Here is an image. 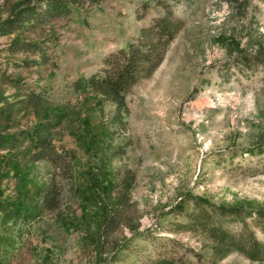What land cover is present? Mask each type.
Returning a JSON list of instances; mask_svg holds the SVG:
<instances>
[{
  "label": "rangeland",
  "instance_id": "rangeland-1",
  "mask_svg": "<svg viewBox=\"0 0 264 264\" xmlns=\"http://www.w3.org/2000/svg\"><path fill=\"white\" fill-rule=\"evenodd\" d=\"M17 1L0 0V19ZM166 14L179 28L126 107L99 108L95 95L70 87ZM14 39L43 42L48 61L12 51ZM2 73L48 88L53 104L40 117L58 121L53 140L77 162L72 180L56 178L50 206L42 202L49 163L28 162L22 147L0 150V264H264V0L85 2L68 17L0 34ZM13 91L0 78V92ZM33 109H5L7 128L32 125ZM126 178L130 200L100 236L98 256L90 230ZM213 225L259 241L262 257L234 246L220 255Z\"/></svg>",
  "mask_w": 264,
  "mask_h": 264
},
{
  "label": "trees",
  "instance_id": "trees-1",
  "mask_svg": "<svg viewBox=\"0 0 264 264\" xmlns=\"http://www.w3.org/2000/svg\"><path fill=\"white\" fill-rule=\"evenodd\" d=\"M98 1L18 0L7 15L0 19V34L10 33L27 25L42 24L55 18L68 17L74 6ZM178 28L179 21L168 14L153 19L151 24L139 29L135 40L105 54L98 70L88 75L77 76L70 81V87L76 92L95 95L99 108H102L104 101H110L117 109L126 107L128 90L138 79L148 76L158 66L164 57L168 43ZM9 45L12 51L20 50L34 54L35 58L31 63L42 64L49 59L43 42L14 39ZM0 78L14 89L12 98L0 92V150L16 151L22 147V154L28 162L45 161L49 163L53 172L43 185L42 202L55 206L60 194L56 178L60 176L72 180L75 177L77 161L72 149L59 148L53 140L50 131L58 121L47 119L49 117H40L41 113L53 104V94L46 87L32 88L18 77L2 73ZM16 105L31 106L34 108V116H39V118L29 127L11 131L7 128L11 115L9 113L5 115L4 111ZM128 179L123 180L124 187L113 199V205L107 210L103 222L97 228L90 230V235L95 238L94 246L98 256H100L102 245L100 236L102 234L108 236L107 234L119 224L122 208L130 200ZM20 204L21 206H14V209L22 208L23 204ZM210 233L216 241L214 250L216 252L221 250L220 255L224 254L225 246H234L245 252L251 259L262 257L259 254L263 250L262 245L253 238L248 242L242 237L235 238L218 225H213Z\"/></svg>",
  "mask_w": 264,
  "mask_h": 264
}]
</instances>
